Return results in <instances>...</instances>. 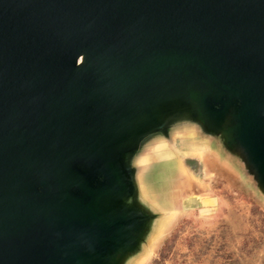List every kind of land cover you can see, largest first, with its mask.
Masks as SVG:
<instances>
[{
	"label": "water",
	"instance_id": "95a60500",
	"mask_svg": "<svg viewBox=\"0 0 264 264\" xmlns=\"http://www.w3.org/2000/svg\"><path fill=\"white\" fill-rule=\"evenodd\" d=\"M198 124L264 192V0H0V264H125L171 212L134 158Z\"/></svg>",
	"mask_w": 264,
	"mask_h": 264
},
{
	"label": "rangeland",
	"instance_id": "374dc122",
	"mask_svg": "<svg viewBox=\"0 0 264 264\" xmlns=\"http://www.w3.org/2000/svg\"><path fill=\"white\" fill-rule=\"evenodd\" d=\"M196 127L199 138L189 140L181 131L182 144L208 155L196 177L184 175L191 183L178 203L161 198L182 186L183 172L175 174L173 162L140 174L146 192L163 201L155 199L158 206L172 210L155 221L125 264H264V192L243 160L215 152L216 135Z\"/></svg>",
	"mask_w": 264,
	"mask_h": 264
},
{
	"label": "crops",
	"instance_id": "0c3cea01",
	"mask_svg": "<svg viewBox=\"0 0 264 264\" xmlns=\"http://www.w3.org/2000/svg\"><path fill=\"white\" fill-rule=\"evenodd\" d=\"M182 130L184 131L183 133H185V136L189 138V140L195 139L197 137V134H196L197 132H195L197 129L195 130L194 127L191 125H189L188 129H182ZM200 138L201 140L199 141L202 142L203 141L202 137L200 136ZM183 146L185 147L186 145L182 144V139H180L176 135L174 136L172 135V138L170 137L169 139H163V140H160L159 143L157 144H152V145L145 147L143 151H141L134 158V161L131 164L132 167L138 168V172L140 174L144 172L146 167H149L150 165H153L155 163L158 165H161L163 163H169V162H173L172 167L174 168L175 174H177L178 172L179 173L183 172L182 173L183 179L186 181L184 182L183 180L182 186L175 187V188L172 187L171 189L166 191L161 196L163 200L171 201L170 202L171 205H175V203H178L180 201L183 191H185V189L191 183V180H188L187 177L185 178L184 175H191L192 177L193 176L196 177L197 173L200 170H202V166L204 164L203 159H202L203 156L208 155V153L194 152V151L188 150L187 147L184 148ZM213 148L215 149V152H216L215 145H213ZM186 158H193V159L198 160L200 169L193 170L190 167H188L185 161ZM186 182H188V186L185 185ZM144 185L145 184H143L144 193L149 199L154 200V201L157 200L160 203L163 202L160 200L161 198L156 197L154 193L149 194L148 192H146ZM169 210L171 211L172 209H169Z\"/></svg>",
	"mask_w": 264,
	"mask_h": 264
}]
</instances>
